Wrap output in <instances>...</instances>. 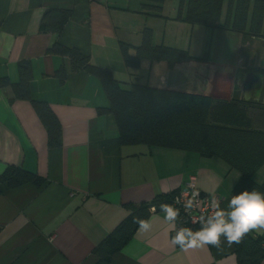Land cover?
Here are the masks:
<instances>
[{
	"label": "crops",
	"instance_id": "0c3cea01",
	"mask_svg": "<svg viewBox=\"0 0 264 264\" xmlns=\"http://www.w3.org/2000/svg\"><path fill=\"white\" fill-rule=\"evenodd\" d=\"M166 2L157 15L144 0H0V78L16 82L17 64L30 61L32 95L49 103L62 128L60 146L50 148L32 103L14 100L10 87H0V173L13 165L47 180L40 189L32 184L2 187L0 264H95L92 250L126 216L125 203L177 191L190 177L202 193L219 195L221 207H227L239 178L228 162L191 151L121 146L113 116L97 111L108 104L100 80L85 71L73 72L68 59L46 53L58 41L78 48L120 81L134 78L155 88L241 100L255 114L262 112L264 23L263 37L191 25L192 35L204 33L210 40L209 45L198 40L192 56L201 58L208 47V60L171 67L144 60L137 69L126 68L119 45L138 46L144 28L152 29L154 44L182 47L169 28H189L188 23L174 19L178 0ZM226 4L223 0L222 22ZM52 8L71 11L57 37L40 30L43 13ZM61 65L66 69L64 85L54 77ZM258 172L254 180L261 183L264 166ZM163 216L152 209L151 230L137 229L109 264H238L234 244L188 251L172 245V229ZM248 234L264 241V230Z\"/></svg>",
	"mask_w": 264,
	"mask_h": 264
},
{
	"label": "trees",
	"instance_id": "16d2710c",
	"mask_svg": "<svg viewBox=\"0 0 264 264\" xmlns=\"http://www.w3.org/2000/svg\"><path fill=\"white\" fill-rule=\"evenodd\" d=\"M157 14L164 0H144ZM223 0H178L175 20L190 25H202L209 30L222 29L263 37L264 0H228L226 19L222 22ZM71 11L52 8L43 13L40 30L58 36ZM120 53L128 69H137L142 61L165 62L168 67L176 62L208 60L197 58L186 50L153 43V31L144 28L141 42L131 46L121 42ZM46 53L69 60L73 72L85 71L97 77L105 92L108 104L97 108L98 114L113 116L117 138L121 146L145 145L149 148H166L196 152L201 156H218L239 172L232 195L244 189L264 192V180L258 183L255 174L264 166V108L258 115L253 106L241 100L220 101L210 96L155 88L138 81L127 83L115 78L112 71L91 63L90 57L76 47L54 41ZM18 78L11 82L0 78V87H10L14 100L29 101L37 110L47 132L50 148L61 144L62 128L48 102L32 95L33 66L28 60L17 64ZM60 85L66 82L63 65L54 72ZM129 85V86H127ZM256 108V107H254ZM46 178L22 167L7 166L0 173L2 187L13 189L32 184L40 189ZM176 191L156 195L142 203H125L126 216L93 248L95 264H109L112 256L133 237L138 225L134 218L147 219L151 210L160 211V204H171ZM238 264H259L264 259V241L247 234L239 244H234Z\"/></svg>",
	"mask_w": 264,
	"mask_h": 264
},
{
	"label": "clouds",
	"instance_id": "9594fccd",
	"mask_svg": "<svg viewBox=\"0 0 264 264\" xmlns=\"http://www.w3.org/2000/svg\"><path fill=\"white\" fill-rule=\"evenodd\" d=\"M196 195L198 193H193V198L185 199L182 205L185 212L196 206ZM159 207L164 214L163 219L175 232L171 238L172 245L183 251L206 246L239 244L251 231L264 230V192L256 188L244 189L231 195L226 208L221 207L220 200L213 196L210 202L211 210L200 217L198 230L177 226L180 210L175 205L161 203ZM133 223L138 225V231L144 233L149 232L152 227L147 219L134 218Z\"/></svg>",
	"mask_w": 264,
	"mask_h": 264
},
{
	"label": "built area",
	"instance_id": "2783aa9c",
	"mask_svg": "<svg viewBox=\"0 0 264 264\" xmlns=\"http://www.w3.org/2000/svg\"><path fill=\"white\" fill-rule=\"evenodd\" d=\"M198 193L194 197L196 206L188 212H185L182 207L185 199L193 198L192 194ZM215 196L220 203L222 201L219 195H207L201 192L198 188L196 178L190 177L189 180L184 184V186L174 193L171 204L175 205V207L179 208L180 216L177 221V226L189 227L193 230H198L200 227L199 220L202 215H205L210 212V202L212 197ZM179 201V203H177ZM172 235H175V232L172 230Z\"/></svg>",
	"mask_w": 264,
	"mask_h": 264
},
{
	"label": "rangeland",
	"instance_id": "374dc122",
	"mask_svg": "<svg viewBox=\"0 0 264 264\" xmlns=\"http://www.w3.org/2000/svg\"><path fill=\"white\" fill-rule=\"evenodd\" d=\"M166 1H167L166 3H168L169 0H166ZM226 8H227V4H226ZM176 21H179V20H176ZM186 25L189 28H186V26H179V25L175 24V26L169 28V32L173 36L176 35L177 38H178V41L182 44V47H176V48H179L181 50H186L189 53V55H192V52L195 51V49H196V47L198 45V40L200 41L199 44H201L202 42H205L208 45H209L210 40H205L204 33L195 32L192 35V32L190 30L191 25L190 24H186ZM206 47H207V45H206ZM205 56L207 58L209 57V49H208V47L206 48L205 54H204V56H202V58L205 57ZM206 60H202V61H206ZM118 76H121V75H118ZM259 76L261 77V74ZM261 78H263V80H264V72H263V77H261ZM135 81L136 80L134 78H132V79H130V81H126V82L127 83H131V82H135ZM127 86H129V85H127ZM258 173H261V172H258ZM258 175H260V174H258Z\"/></svg>",
	"mask_w": 264,
	"mask_h": 264
}]
</instances>
